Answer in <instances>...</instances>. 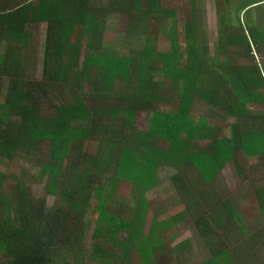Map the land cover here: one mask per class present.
I'll return each mask as SVG.
<instances>
[{"label": "trees", "instance_id": "obj_1", "mask_svg": "<svg viewBox=\"0 0 264 264\" xmlns=\"http://www.w3.org/2000/svg\"><path fill=\"white\" fill-rule=\"evenodd\" d=\"M243 2L216 0L225 27L220 36L222 52L244 46L251 53L252 43L259 52L264 47V26L249 18L254 5L264 0ZM180 7L188 13L184 48ZM113 15H127L128 34L148 32L154 23L133 54L116 52L107 27ZM41 24L47 29L43 73L41 81H32V68L28 65L27 72L25 66L34 40L30 26ZM158 29L166 34V49L160 47ZM204 35L195 0L171 7H165L164 0H0V44H7L0 55V84L4 77L10 79L9 104L0 103V162L12 161L22 149L30 159L43 155L38 177L45 180L46 194L57 202L47 210L44 200L35 203L18 174L0 172V185L10 179L17 183L18 192L13 200L0 188V264H173L187 252L178 245L151 244L153 229L144 231L150 206L143 196L128 220L126 203L112 197L120 190L112 191L118 183L124 185L122 190L133 184L155 186L156 171L147 177L151 184H145L122 166L129 153L143 155L142 149H126L130 140L126 128L129 118L148 110L149 85L154 88L160 66L164 80L195 83L196 92L208 85L221 93V87L215 89L222 82L241 96L244 90L249 94L259 86L264 89V66L247 67L232 58L206 60ZM26 72L28 77L22 81ZM119 82L124 85L117 87ZM49 103L53 115L42 118ZM154 137L152 133L150 138ZM138 141L153 142L141 135ZM10 202H17L16 207ZM259 205L264 209V196ZM146 244L150 252L144 261ZM259 252L264 253L262 247ZM214 254V264H226L228 251L220 248Z\"/></svg>", "mask_w": 264, "mask_h": 264}, {"label": "crops", "instance_id": "obj_2", "mask_svg": "<svg viewBox=\"0 0 264 264\" xmlns=\"http://www.w3.org/2000/svg\"><path fill=\"white\" fill-rule=\"evenodd\" d=\"M163 71L160 66L154 88L149 85L148 110L129 118L126 128V149H142L143 155L129 153L122 166L145 184H151L147 177L156 171L155 186L133 184L122 190L118 183L112 192L120 193L112 197L126 203L129 220L143 196L150 206L144 231L153 229L148 241L185 244L188 253L173 264H214V250L220 248L229 253L226 264H264L259 258L264 255L259 252L264 250L259 205L264 196V89L244 90L241 96L222 82L215 89L221 87V93L208 85L196 92L195 83L164 80ZM140 135L152 144L136 143ZM189 244H206V261L200 262Z\"/></svg>", "mask_w": 264, "mask_h": 264}, {"label": "rangeland", "instance_id": "obj_3", "mask_svg": "<svg viewBox=\"0 0 264 264\" xmlns=\"http://www.w3.org/2000/svg\"><path fill=\"white\" fill-rule=\"evenodd\" d=\"M107 1V0H106ZM239 3L241 5L244 3L243 0H239ZM261 4V2H259ZM145 9H149L147 5H149V2H145ZM182 5V0L179 1H173V0H164V6L165 7H171V6H179ZM196 10L199 14V19L201 21V25L205 30V35L202 38V41L207 44V53L204 54V57L206 60L210 62V60L213 57H220L223 59V61H231V58L238 63H241L243 66L252 67L253 64L256 66L262 67L264 66V57L262 58L261 53H264V47L259 52V48L252 43V49L253 51L249 53L244 46L239 48L231 47V50L229 53L222 52L220 49V36L223 29H225L223 22H222V16L218 13L217 10V4L216 0H195ZM264 3L260 6L254 5V9L250 10L249 12V18L252 23H255L258 27L264 26ZM252 8V7H251ZM181 9V7H180ZM262 11V12H261ZM178 16L180 18L179 21V32L181 33L180 43L181 47L184 48V40H183V25L185 18L187 19L188 13L185 15L183 12V9L178 10ZM127 15L120 16L117 15L116 17L110 16L107 21V27L110 37L115 38V45H116V52L122 53V54H133V49H140V39L143 41L147 37V33L152 32V27L154 26V23L148 26V32H141L137 34H128L126 31L127 26ZM31 30H33V36L34 40L30 44V55H29V63L25 65L27 67L28 72V65L30 66L31 71H29L30 76L32 75L31 79L32 81H41L42 79V73H43V63H44V56H45V44H46V24H41L36 27H31ZM159 30V29H158ZM144 35V36H143ZM159 38H161L159 41L161 44V49H166L168 46V40L166 37V34L163 30H159V33L157 34ZM4 42V41H2ZM21 44V43H20ZM256 46V47H255ZM7 44L3 43L0 44V55L6 52ZM168 48V47H167ZM22 53V52H21ZM24 54V53H22ZM86 55V52L83 53V57L81 58V62L84 60V56ZM20 57H23L22 55ZM68 60V57L66 58ZM210 64L205 63V66H209ZM258 68H254V71L256 72ZM23 71V68H22ZM17 72V71H16ZM27 72L23 76L22 81H26L28 74ZM36 72V73H35ZM16 75L20 74V72L15 73ZM10 85V79L8 77H4L1 81L0 88H1V97H0V103L4 104L5 106L9 104V101L7 99V93L8 88ZM124 85L121 82L117 84V87ZM126 86V85H125ZM128 86L125 87V89ZM124 89V87H123ZM85 94H88L87 91H85ZM52 102H55V99L51 100ZM53 115V109L50 106L46 110H43L42 112V118H50ZM144 116V115H143ZM145 117V116H144ZM46 149V147H44ZM28 153H25V150H20L19 155L15 157L12 161L8 162H0V172L2 173H15L18 174L21 177V182H23V185L25 184L27 187V190L31 193L32 197L34 198L35 203H40L42 200L45 201V206L47 210L50 211V209L54 206L55 201L54 198L46 194L44 191L45 188V180H40L38 177L41 163L40 159H44L43 155H40V157H33V159H30L28 157ZM17 183L11 181L10 179H4L3 182L0 185V188L4 195L9 196L11 199L15 200L17 198ZM117 187V184L114 186V188ZM25 188V189H26ZM11 205H17V202H10ZM11 216L15 217L16 212L11 209ZM88 236H90V232L88 233ZM183 247L185 244H171V247ZM264 247V244H262ZM189 247H192L191 253L197 257V259L200 262L206 261V256L209 252L205 248H207L206 244H189ZM205 249V250H204ZM264 251V250H263ZM143 253L147 254L144 261L148 259V255L150 252L149 244L145 245V251H142ZM188 253V252H186ZM189 256V254H188ZM180 257V256H177ZM174 258V256H173ZM264 260V259H263ZM163 261V260H162Z\"/></svg>", "mask_w": 264, "mask_h": 264}]
</instances>
